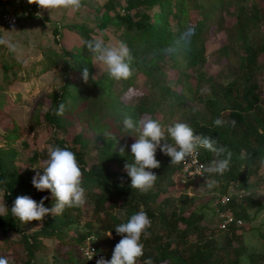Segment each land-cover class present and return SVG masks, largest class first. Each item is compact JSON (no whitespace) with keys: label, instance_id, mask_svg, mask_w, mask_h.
<instances>
[{"label":"trees","instance_id":"obj_1","mask_svg":"<svg viewBox=\"0 0 264 264\" xmlns=\"http://www.w3.org/2000/svg\"><path fill=\"white\" fill-rule=\"evenodd\" d=\"M183 1L129 0L126 5L127 10L136 6L140 8L132 13L129 11L123 14L115 13L117 24L124 26L123 41L130 49L133 58L130 65L131 72L135 69L143 74L145 76L143 83L157 91L159 98L148 102V95L139 94L132 96L137 99L134 105L121 104L118 96L135 84V74L132 72L127 80L116 81L106 72L102 78L93 79L90 76L91 66L88 62L93 56L86 47V41L91 39L89 28L82 24L70 25V30L79 33L80 36L77 35L81 44H77L76 48L71 45L69 49H63V60L68 55L65 63L81 75L83 68L87 67L89 84L84 83L83 86L77 87L74 81L66 78L56 94L54 93L49 108L43 113V118L59 126L62 115H57L56 112L60 105H64L63 113L69 112L80 100H84L89 94V89L96 87L97 92L91 94L89 98L93 96L98 103L103 104L106 113L99 116L96 111H90L89 106L87 107L83 102L84 105L74 112L75 119L98 129L104 126V117L111 116L122 135L127 134L122 126L124 116L131 117L133 121H140L143 115H147L145 119L156 120L164 126L166 136L167 127L176 123H186L193 128L196 135L211 136L217 141L218 147H226L231 152L227 171L222 175L205 174L203 178L218 182L223 191L230 182L246 188L249 177L257 174L259 168L264 165V101L259 100V86L264 89V31L259 28L260 24L264 25V5L256 0H213L210 10L214 5L216 8L226 3L233 7L231 16L234 21L228 27V31L232 32L228 34L227 44L217 49L219 57L230 60L229 64L233 63L231 66L227 64L224 68L217 69L216 72H207L201 70L204 64L200 32L202 22L200 20L193 24L186 22L187 13ZM16 10L20 16L17 15L15 25L20 22L21 17L35 18L31 15L23 16L19 7H16ZM106 16V14L102 15V19ZM169 16L171 20L167 19ZM171 26L175 29H171ZM97 27L101 29L103 22ZM43 62L50 68L55 66L58 60L45 58ZM167 67L175 70L177 77L174 80H164V68ZM182 67L195 71L194 80H191L185 71H180ZM185 101L189 102L186 107L183 106ZM194 102L198 107L190 104ZM173 107L179 110L177 121L167 124L171 120ZM159 112L161 116L158 118L155 113ZM217 118L228 123L223 127H216L214 120ZM233 120L236 121L235 126L231 124ZM78 136L74 135L71 141L79 140ZM168 139L169 143H172L171 138ZM115 142V137H109L102 145V155L105 160L115 161L123 166L132 164L134 161L130 146L128 145L127 152L113 151ZM161 143L163 144L164 141L162 140ZM56 146L75 153L82 172L81 185L87 188L95 186L99 191L94 195L92 216L98 224L97 240L105 246V249L96 247L97 260L101 257L105 260L111 259L114 247L121 239L116 235L114 227L127 222L131 215L143 210L152 223L147 230L150 235L141 237L144 255L137 259L136 264H144L149 258L153 264H264V251L247 252L248 248L237 233L241 226H236L234 223L228 225L226 230H221L222 239L217 243L213 235L208 234L206 228L199 225L198 222L202 218L200 214L193 210L188 211L186 215L180 210L168 212L165 210L169 199L166 197L158 199L160 194L164 193L161 181L165 179L170 184L172 182L170 174L178 170L179 164L170 165L171 158L159 149L156 152V159L160 161V167L151 170L157 175L156 182L150 191L140 193L131 188V179L125 168L120 171L112 169L102 161L86 168L78 152L73 147L64 145L63 139L60 138L59 141L52 143L50 148ZM1 153L0 151V190L9 209L0 216V231L5 238L17 227L18 219L10 212L16 198L30 196L36 200V197L46 193L37 191L32 185V179H25L13 168H6ZM198 157L204 166L217 158L214 153L202 148L199 149ZM108 196L120 200L121 215L113 213L102 205L103 200ZM251 202L250 197L242 201L228 197L223 208L227 209L234 219L243 222L249 219L247 210L252 207ZM256 205L258 209H264V202ZM64 217H46L39 228L29 234H21V243L28 258L32 257V252L39 246L40 236L43 238L55 236V239L60 240L59 238L63 236L62 226L73 221L68 215ZM110 231L112 237L108 238L106 234ZM88 235H91L90 229L77 236H70L67 243L74 241L82 244ZM189 235H194L192 241L187 239ZM233 242L237 244L233 245ZM245 252L247 262H241L240 257ZM66 254L64 256L67 258V264H78L77 260H73L75 256L72 254V249ZM81 264L88 263L82 259Z\"/></svg>","mask_w":264,"mask_h":264},{"label":"rangeland","instance_id":"obj_2","mask_svg":"<svg viewBox=\"0 0 264 264\" xmlns=\"http://www.w3.org/2000/svg\"><path fill=\"white\" fill-rule=\"evenodd\" d=\"M128 1L80 0V6L77 9L72 7L44 9L42 20L29 18L26 21H20L11 28L0 25V151L6 168H13L25 179H32L37 173L43 175L48 150L52 143L61 138L64 145L73 147L78 152L86 168L102 161L112 169L119 171L124 169L123 165L117 164L115 161L105 160L102 155V145L109 137H115L113 151L121 152L123 149V152H127L129 151L128 145L131 146L135 142L134 137H138L139 133H130L134 137L129 136V133L122 135L113 118L108 115L103 119L104 126H100L98 129L87 126L81 120L74 118V112L84 105L83 102L87 107L89 106L90 111H96L99 116L106 113L103 104L98 103L93 96L89 98L91 94L94 95L97 92L96 87L89 89V94L83 101L80 100L74 109L62 114L59 126L47 122L43 118V113L49 108L54 93L56 94L66 78L74 81L77 87H81L85 83L82 75L76 70L70 69V66L65 63V60H68V55L63 60V49H69L71 45L76 48L77 44H81L79 33L77 32V35L73 30H70L69 26L84 25L89 28L91 39L101 38L106 45L124 43V26L117 24L115 13L123 14L126 11L132 13L140 8V6H136L127 10ZM256 1L264 5V0ZM212 3H214L213 0L183 1L187 13L186 22L189 24L198 20L202 22L200 32L204 64L201 66V70L207 72H216L217 69L224 68L230 63V60L217 55V49L227 44L228 34L232 32L228 31V27L234 21L231 16L233 13L231 5L226 3L216 8L214 5L210 10L209 7L212 6ZM12 5L16 6L14 2ZM15 13L20 16L17 10ZM104 14L107 16L102 19ZM167 19L171 20L170 16ZM101 22H103V27L98 29L97 25ZM259 28L264 31V25L260 24ZM171 29H175L174 26H171ZM13 45L14 48L10 47ZM45 58H55L58 62L49 68L43 62ZM233 61L235 62V58ZM88 62L91 66L90 76L93 79H100L107 72L106 67L94 65L93 57ZM231 64L229 65L231 66ZM4 66L5 68H2ZM182 70L189 74L188 77L191 80H194L195 71L183 69V67L180 71ZM132 72L135 74V84L118 96V101L121 104L134 105L137 103V99L132 96L139 94L148 95V102L159 98L157 91L148 88L143 83L145 80L143 74L135 69ZM176 77L175 70L169 67L164 68V80H174ZM223 80L225 81V79ZM88 84V82L85 83V85ZM113 86L116 90V86L114 84ZM259 89V100L264 101V89L261 86ZM190 104L198 107L196 102ZM188 105L189 102H183L184 107ZM171 111V120L167 124L176 122L178 118L177 111L179 110H175L173 107ZM108 112L110 111L108 110ZM146 116L143 115L142 119H145ZM155 116L159 118L161 112L155 113ZM74 135H79V140L72 142L71 139ZM170 179L172 181L170 184L165 179L161 181L164 193L158 197V199L163 197L169 199L165 210L167 212L180 210L183 215L193 210L200 214L202 218L198 222L199 225L204 226L206 232L213 235L212 237L217 243L221 242L223 235V232L216 228L218 216L214 211V205L217 196L224 194L227 198L235 197L238 201L250 197L252 207L247 210L249 219L243 220L237 233L242 243L248 248L247 252L264 251V209H258V205H256L264 202V165L259 168L257 174L249 177V184L246 188H241L236 183L230 182L226 190L223 191L218 182L209 187L208 184L211 181L207 178L193 182L183 181L177 171L170 174ZM81 186L86 193L85 204L81 207L66 208L62 215L54 217L65 218L64 216L68 215L73 218L72 222L62 226L63 236L59 239H63V241L55 239V236L52 238L40 236L39 246L32 252V257L28 258L24 251V245L21 243V234L31 233L39 228L42 222L32 221L23 224L18 220L16 229L10 231L5 238L0 231V256L6 257L9 264H67V258L64 255L69 249H72V254L76 258L73 260H77L78 264H81L83 242L81 244L74 241L67 243V241L70 236H77L87 229L91 231L92 243L98 249H105V246L97 240L98 224L92 216L94 195L99 191L95 186L89 188ZM45 193L46 195L36 197V201L39 202L42 197H49L45 200V206L50 208L54 201H52L50 191L45 190ZM3 200V193L0 190V207L3 206ZM119 203L120 200L108 196L103 200L102 205L113 213L121 215ZM193 238L194 235L187 237L190 241ZM232 244L236 245L237 242ZM246 254L245 252L240 257L241 262H247Z\"/></svg>","mask_w":264,"mask_h":264},{"label":"clouds","instance_id":"obj_3","mask_svg":"<svg viewBox=\"0 0 264 264\" xmlns=\"http://www.w3.org/2000/svg\"><path fill=\"white\" fill-rule=\"evenodd\" d=\"M27 2L47 10L61 7L77 9L80 6V0H27ZM41 15V12H37V16ZM10 47L14 48V45ZM86 47L94 58V65L106 67L110 78L116 81L130 78L133 58L125 43L106 45L103 39L95 38L86 41ZM82 79L85 83L89 79L87 67L82 70ZM63 111L64 105H60L56 114L62 115ZM227 123L228 121L220 118L214 120L216 127H223ZM235 123L236 121H231L232 126H235ZM122 126L123 131L129 133V136L134 137L130 133H139L130 146L134 162L125 164L124 168L131 179V188L140 193L150 191L156 182L157 175L151 170L160 167V161L156 159L157 149L171 158L170 165L188 162L190 157L195 163L201 148L214 153L217 158L207 166L200 165L198 175H222L229 169L231 152L226 147H218L217 141L211 136L196 135L193 128L186 123H176L167 127V136L160 122L153 119L133 121L131 117L124 116ZM169 137L172 143H169ZM121 152L123 153V149ZM44 164L43 175L37 173L32 178V185L37 191H50L54 202L49 208L45 206V200L49 197H42L37 202L30 196H18L10 212L23 224L32 221L42 222L49 215L59 216L66 208L81 207L85 204L86 193L81 186L82 172L73 151L59 146L50 148ZM214 183L212 181L208 186L212 187ZM8 210L3 200L0 216ZM151 223L147 213L141 210L131 215L127 222L116 225L114 227L116 235L121 239L115 245L111 259L105 260L101 257L96 264H136L137 259L144 255L141 237L150 235L147 230L151 227ZM107 236L111 238L112 232H108ZM94 254L92 251L89 260ZM0 264H9V261L6 257L0 256ZM144 264H153V261L149 258Z\"/></svg>","mask_w":264,"mask_h":264},{"label":"built area","instance_id":"obj_4","mask_svg":"<svg viewBox=\"0 0 264 264\" xmlns=\"http://www.w3.org/2000/svg\"><path fill=\"white\" fill-rule=\"evenodd\" d=\"M15 3L16 6L12 5ZM21 8V13L23 16H33L37 19H41L43 17V10L40 9L35 4H29L27 0H0V25L5 28H11L17 23V15L15 13V8ZM37 12H41V16H37ZM200 165H204L203 162L196 157V162H192V158H188V162H182L179 164V168L177 173L180 175L183 181H196L203 178V175H198V169ZM227 197L224 194H220L217 196L214 211L218 216L216 227L219 230H226L228 225L234 223L236 226H240L242 221L240 219H234L230 212L223 208L226 205ZM92 236L88 235L83 240V248H82V258L88 264H96V246L92 243ZM94 251V255L92 259L89 260L90 255Z\"/></svg>","mask_w":264,"mask_h":264},{"label":"crops","instance_id":"obj_5","mask_svg":"<svg viewBox=\"0 0 264 264\" xmlns=\"http://www.w3.org/2000/svg\"><path fill=\"white\" fill-rule=\"evenodd\" d=\"M27 19H29V18H23V17H21L20 21H22V20L26 21Z\"/></svg>","mask_w":264,"mask_h":264}]
</instances>
